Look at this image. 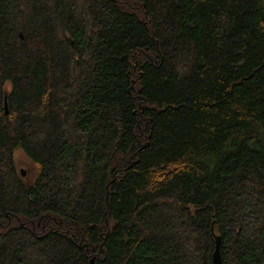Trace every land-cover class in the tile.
Listing matches in <instances>:
<instances>
[{
  "label": "trees",
  "instance_id": "1",
  "mask_svg": "<svg viewBox=\"0 0 264 264\" xmlns=\"http://www.w3.org/2000/svg\"><path fill=\"white\" fill-rule=\"evenodd\" d=\"M215 237L264 264V0H0V264H210Z\"/></svg>",
  "mask_w": 264,
  "mask_h": 264
},
{
  "label": "rangeland",
  "instance_id": "2",
  "mask_svg": "<svg viewBox=\"0 0 264 264\" xmlns=\"http://www.w3.org/2000/svg\"><path fill=\"white\" fill-rule=\"evenodd\" d=\"M15 168L18 173L20 170L25 171V176H21L22 180H24L25 183H30L33 180L35 168L29 161V159L26 158L23 154H15Z\"/></svg>",
  "mask_w": 264,
  "mask_h": 264
},
{
  "label": "water",
  "instance_id": "3",
  "mask_svg": "<svg viewBox=\"0 0 264 264\" xmlns=\"http://www.w3.org/2000/svg\"><path fill=\"white\" fill-rule=\"evenodd\" d=\"M7 100H6V97L4 98V102L3 103V106H4V110H5V114L7 112ZM19 175L20 177L22 176H25V171L24 170H20L19 171ZM216 240H215V247H214V250L213 253H212V258H211V263L210 264H221L222 261H221V256H220V238L219 237H215Z\"/></svg>",
  "mask_w": 264,
  "mask_h": 264
}]
</instances>
